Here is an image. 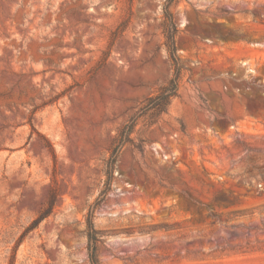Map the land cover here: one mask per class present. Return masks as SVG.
<instances>
[{"label":"rangeland","instance_id":"obj_1","mask_svg":"<svg viewBox=\"0 0 264 264\" xmlns=\"http://www.w3.org/2000/svg\"><path fill=\"white\" fill-rule=\"evenodd\" d=\"M165 2L0 0V264H90V215L101 264H264V0L173 4L179 94L107 191L173 74Z\"/></svg>","mask_w":264,"mask_h":264},{"label":"trees","instance_id":"obj_2","mask_svg":"<svg viewBox=\"0 0 264 264\" xmlns=\"http://www.w3.org/2000/svg\"><path fill=\"white\" fill-rule=\"evenodd\" d=\"M178 0H166L163 6V15H164V36L166 39V48L169 54V58L173 67V74L171 79L161 87L157 93L149 97L143 107L141 108V115L131 119L123 128L119 131L117 137L114 141V146L111 151L108 168H107V183L108 190L112 186V181L114 179L115 165L118 161L119 154L126 146H132L134 149L138 150L140 153H143L145 140H140L138 144L133 139V135L136 132V127L140 117H149L152 120L157 119L163 113L168 111L169 106L174 98L179 94L180 83L183 73V65L178 57V50L176 46V37L179 32L177 27L176 19L172 11V6ZM107 191H104V197L107 195ZM94 210H96L94 208ZM47 217H43L44 220ZM98 231L95 229L93 223V215H90V218L87 223V236H88V258L90 264H101L98 256Z\"/></svg>","mask_w":264,"mask_h":264}]
</instances>
